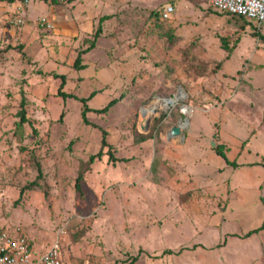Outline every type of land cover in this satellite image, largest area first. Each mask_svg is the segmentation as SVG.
I'll return each mask as SVG.
<instances>
[{
	"label": "rangeland",
	"instance_id": "obj_1",
	"mask_svg": "<svg viewBox=\"0 0 264 264\" xmlns=\"http://www.w3.org/2000/svg\"><path fill=\"white\" fill-rule=\"evenodd\" d=\"M166 3L174 11L161 20ZM29 5L22 25L0 7V228L20 227L36 252L57 243L62 264H264V226L246 236L264 220V189L261 201L253 178L262 169L251 168L256 155L239 140L256 124L245 109L264 95V23L247 25L208 0ZM50 8L53 28L35 26ZM58 22L67 32L55 33ZM239 36L227 58L222 47ZM254 61L261 66L248 70ZM61 75L62 90L78 99L58 95ZM240 76L253 89L233 93ZM22 96L28 122L17 129ZM113 98L106 112L93 111ZM103 132L117 160L104 148L90 162ZM148 132L161 141L140 140ZM220 136L238 165L215 153ZM254 140L244 145L264 150Z\"/></svg>",
	"mask_w": 264,
	"mask_h": 264
},
{
	"label": "built area",
	"instance_id": "obj_2",
	"mask_svg": "<svg viewBox=\"0 0 264 264\" xmlns=\"http://www.w3.org/2000/svg\"><path fill=\"white\" fill-rule=\"evenodd\" d=\"M33 0H17L16 15L12 19L13 25L25 23L23 11ZM48 3H64L68 0H35ZM209 5L219 12L237 14L258 24L264 23V0H208ZM174 6L164 4L159 10L161 20L171 17ZM35 26L45 29L53 28L50 18L39 16ZM184 112L187 110L184 108ZM0 264H62L59 246L53 243L46 251L36 252L30 238L18 226L0 228Z\"/></svg>",
	"mask_w": 264,
	"mask_h": 264
},
{
	"label": "crops",
	"instance_id": "obj_3",
	"mask_svg": "<svg viewBox=\"0 0 264 264\" xmlns=\"http://www.w3.org/2000/svg\"><path fill=\"white\" fill-rule=\"evenodd\" d=\"M16 1L17 0H0V7L2 8L1 10L3 11L4 10V12H5V9H10V10H14L15 12H16V10H15V3H16ZM70 1V0H69ZM72 1H76V0H72ZM77 1H80V0H77ZM89 1V0H88ZM120 2H122L123 0H119ZM4 3H8V6L7 5H5ZM46 3H48V2H46ZM50 6L49 7H51V8H53L54 6H53V4H54V2L53 3H48ZM30 6V5H29ZM29 6H27V8L25 9V12L28 10V8H29ZM93 7H95V3L94 2H91L90 3V8L91 9H93ZM48 9V13L46 14V15H43V16H47L48 18H50L51 19V21H52V24H53V18H52V15L51 14H49V12L51 11V12H53L54 10L53 9ZM3 12V13H4ZM39 17V16H38ZM37 17V18H38ZM36 18V19H37ZM36 19L34 20V22L33 23H35V21H36ZM69 19H71V17L69 16ZM27 21V19L25 20V22ZM76 21L77 22H83L84 21V19H82V17H78L77 19H76ZM54 26V25H53ZM55 26H56V28H55V33H62V32H67L66 31V26L65 25H63V23L62 22H58L57 24H55ZM231 28H233V27H231ZM233 33H235L234 31V28L231 30ZM241 34V33H240ZM236 35V34H235ZM252 35V34H251ZM241 36V35H240ZM240 36L239 37H236V41L233 43V45L232 46H230V45H228V49H229V51H228V53L227 54H229V55H226V57L228 58V56H230V54L232 53V50L236 47V45H237V42H238V40H239V38H240ZM227 39H229V38H227ZM233 39V38H232ZM257 42V41H256ZM227 58H225V59H223V60H221L220 62H221V65H220V71H219V80H221L220 82H221V86H223V83L225 82H223V79H221V78H223V75L224 76H226V78L228 77L227 75V73H224V71H222L221 70V66L223 65V62L224 61H226L227 60ZM247 66H249V68H247L248 70H250V69H254L255 67H258V66H261V63L259 62V61H254V62H251L250 64H248ZM247 69H242V70H240L239 72H241V75H244L245 74V71L247 70ZM246 72H248L249 73V71H246ZM250 77V76H249ZM226 81H227V79H226ZM247 84V86H245L244 84ZM253 87H254V83H253V79H252V77H250V82H246V80L242 77V76H240V82H239V84H238V86H236V89L237 90H235L236 92H233V93H240L238 90H243V89H245V88H248V89H253ZM223 90V89H222ZM218 94H219V97L222 95V93L223 92H217ZM229 93H232L231 91L229 92ZM232 93V94H233ZM250 93H253L254 94V92H250ZM229 95V94H228ZM231 95V94H230ZM243 96V95H242ZM254 96H255V98H256V101L255 102H249L250 103V106H247V108L245 109V110H247V111H245V114H246V117H247V119H250V118H252V116L253 115H256V119L254 120V121H251V122H254V123H256L254 126H250L252 129H251V133H250V135H249V137L247 138V139H239L241 142H243V148H244V150L248 153V155H250V154H254V155H256V161H257V158L259 157H261V162H250L251 163V168H253V167H258V168H254L255 170V172H256V170L257 169H262L261 171H259L258 172V174H256V175H253V178L254 179H256L257 181H256V183L258 184V189H259V198H260V200L262 201L263 200V197H262V193H263V189H264V177H262L263 176V172H264V165L263 166H261L262 168H260V165H258L259 163H261V164H264V150L262 149V148H260L259 146H257V145H255L253 142L250 144V146L249 145H244L245 143H246V141H247V143H249L250 142V139L254 136V141L257 143V144H264V108H263V110L261 111V109H262V105H260V106H255L257 103H258V101H260L259 99H263V97H264V95H262V96H260V95H258V93L256 92L255 94H254ZM232 97H233V95H232ZM254 98V99H255ZM246 101V100H245ZM255 106V107H254ZM235 111L237 112V110L235 109ZM250 111V112H249ZM260 119V120H259ZM219 129H220V127H219ZM219 129H217V131H218V134H219ZM209 133H210V131H209ZM221 137V136H220ZM218 139H220V141H218ZM218 142V144L219 145H221V146H223V147H225V145L226 146H228L226 143L227 142H223V139H222V137L221 138H219V137H217L216 138V142L215 143H217ZM246 147V148H245ZM248 147V148H247ZM243 148H242V151H243ZM228 150V148L226 147V150H224V152H225V155H226V151ZM240 151L238 150V153H239ZM216 153V152H215ZM228 153V152H227ZM235 160V159H234ZM235 162H236V160H235ZM237 163V162H236ZM237 164H239V163H237ZM32 241V240H31ZM32 244H33V242H32ZM33 247H34V245H33ZM35 249V248H34ZM36 251V250H35Z\"/></svg>",
	"mask_w": 264,
	"mask_h": 264
},
{
	"label": "trees",
	"instance_id": "obj_4",
	"mask_svg": "<svg viewBox=\"0 0 264 264\" xmlns=\"http://www.w3.org/2000/svg\"><path fill=\"white\" fill-rule=\"evenodd\" d=\"M153 13L157 14V12H153ZM221 13L227 14V15L232 16V17H237V18H243V19H246L245 17H243V16H241V15H237V14H231V13H227V12H221ZM158 15H159V13H158ZM105 17H106V16H104L102 19H105ZM246 20H247V25H248V21L250 22V20H248V19H246ZM100 33H101V28L98 27V28L94 31V33H93L94 38L90 41V43H89V47L84 48V49H82V50H80V51L78 52L76 58L74 59V64H73L74 67H75L76 69H81V68L84 67V64L82 63V59H81V57H82V53L87 52L89 48L91 49V48H93V47L95 46V40L97 39V37L99 36ZM222 48H226V50H229L228 47H226V46H223ZM0 53H1V52H0ZM61 78H62V80H61V83H60V87H59V89H58V95L61 94V95H63V96H73V97H75L76 99H78L76 96H74V95H72V94H70V93H66V92H64V91L62 90V87H63V85H64V83H65V80H64V76H63V75H61ZM94 93H95V92H91V93L89 94V96L86 97V98H90V97H92V95H93ZM120 97H122V94H121ZM86 98H79V100L83 102V108H82V112H81V114H82V118H83L84 122L87 121V119H86V115H85V114H86V111L90 110V108L85 104V99H86ZM118 100H119V98H113V99H111V100L108 102V104L105 105L104 107H102V108H100V109H93V111H95V112H106V111L109 109V107L112 106L113 104H115ZM25 104H26V102H25V98L22 96V97H21L20 104H19L20 109H19V111H18V113H17V115H18V117H19V120L17 121V127H18L17 129H21L22 126H23V124L26 123V122H28V118H27V116H26ZM181 117H182V116H181ZM152 126L154 127V125H152ZM148 137H154L155 142H157V141H161V139L159 138V136H158V134H157L156 132H155L154 135H152L151 132L143 133V134H139V138H140V140H142V141H143L144 139L148 138ZM104 148H106V152H105V153L108 154V158H109V160H111V161H116L117 159H116V157H115L114 154H113V151H112V149H111V146H110V144H109V143L106 141V139H105V132H103V136H102V138H101L100 149L98 150V152H97L96 154H93V155L90 156V160H89V161L92 162L93 159H94L95 157H98V158L101 157L102 154L104 153V152H103ZM215 152H216V154H218V155H220L222 158H224V159L227 161V163H230V164H232V165H238V164H236V162H235L234 160H233V161H228V160H227L226 155H225V152H224V147H223V146H221V145L216 146V148H215ZM38 168H39V167H38ZM39 175H40V170L38 171V176H39ZM81 179H82V175L79 174V176H77V178H76V182H75V185H76L77 188L79 187V181H81ZM262 197H263V194H262ZM263 226H264V220H263V222H262V224H261L260 227H258V228H256V229H253V230L249 231V232L246 234V236H249L251 233L256 232L257 230H259V229L262 228ZM30 240H31V239H30ZM31 242H32V241H31Z\"/></svg>",
	"mask_w": 264,
	"mask_h": 264
},
{
	"label": "water",
	"instance_id": "obj_5",
	"mask_svg": "<svg viewBox=\"0 0 264 264\" xmlns=\"http://www.w3.org/2000/svg\"><path fill=\"white\" fill-rule=\"evenodd\" d=\"M146 121H147V119H144V121L140 124V127L143 130L146 129V126H147V122ZM180 132H181V128H180L179 125L172 126L170 128V134L173 135V136H176V135L180 134Z\"/></svg>",
	"mask_w": 264,
	"mask_h": 264
},
{
	"label": "bare ground",
	"instance_id": "obj_6",
	"mask_svg": "<svg viewBox=\"0 0 264 264\" xmlns=\"http://www.w3.org/2000/svg\"><path fill=\"white\" fill-rule=\"evenodd\" d=\"M180 96H181V94H180ZM169 100H173L171 103H173L175 100L173 99V98H168ZM167 99V100H168ZM165 104H167V103H165ZM148 113H150L149 112V110H144L143 112H142V116L144 117V118H147L149 115H148Z\"/></svg>",
	"mask_w": 264,
	"mask_h": 264
}]
</instances>
